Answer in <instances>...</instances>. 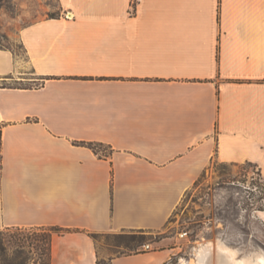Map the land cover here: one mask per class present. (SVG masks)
Segmentation results:
<instances>
[{
  "label": "crops",
  "instance_id": "1",
  "mask_svg": "<svg viewBox=\"0 0 264 264\" xmlns=\"http://www.w3.org/2000/svg\"><path fill=\"white\" fill-rule=\"evenodd\" d=\"M60 4L0 46V228L62 227L51 264H100L92 233L163 229L214 161L264 176V0Z\"/></svg>",
  "mask_w": 264,
  "mask_h": 264
},
{
  "label": "rangeland",
  "instance_id": "2",
  "mask_svg": "<svg viewBox=\"0 0 264 264\" xmlns=\"http://www.w3.org/2000/svg\"><path fill=\"white\" fill-rule=\"evenodd\" d=\"M63 12L60 0H0V46L19 50V33L26 25ZM104 149V147H101ZM264 176L253 163L214 161L161 230L147 232L152 249L174 248L166 264H189L203 244L219 243L236 250L248 263L264 258ZM9 246L0 247V264H49L52 227L0 228ZM182 233H185L183 236ZM132 230L95 236L100 260L130 252L124 244ZM124 241V242H123Z\"/></svg>",
  "mask_w": 264,
  "mask_h": 264
},
{
  "label": "bare ground",
  "instance_id": "3",
  "mask_svg": "<svg viewBox=\"0 0 264 264\" xmlns=\"http://www.w3.org/2000/svg\"><path fill=\"white\" fill-rule=\"evenodd\" d=\"M261 217L264 219V212ZM152 250V248L150 249ZM191 264H264V258L260 261L248 263L244 259H238L236 256V250H233L223 244L213 246L212 242L203 244L196 249L195 258L190 262ZM181 264H189L184 258Z\"/></svg>",
  "mask_w": 264,
  "mask_h": 264
},
{
  "label": "trees",
  "instance_id": "4",
  "mask_svg": "<svg viewBox=\"0 0 264 264\" xmlns=\"http://www.w3.org/2000/svg\"><path fill=\"white\" fill-rule=\"evenodd\" d=\"M93 148L97 150L96 145H93ZM12 228V227H7ZM53 231H52V237L50 236V240H51V259H52V239L54 234L58 233L61 234L63 233L66 229L62 228V227H57V226H53L52 227ZM133 234H131V236L129 237H125L127 239H125L123 242L126 246V248L128 250H131L130 252H124L122 254H132V253H139V252H145L146 250L143 249V245L145 244V238L147 235V232H149L150 230H146V229H133ZM3 231L0 230V247H4L7 249V247L9 248V246L5 243V241L2 238L3 235ZM94 238L96 236V234L92 233L91 234ZM121 255V254H119ZM100 264H107V261L105 260H99L98 261ZM51 264V262L49 263Z\"/></svg>",
  "mask_w": 264,
  "mask_h": 264
},
{
  "label": "built area",
  "instance_id": "5",
  "mask_svg": "<svg viewBox=\"0 0 264 264\" xmlns=\"http://www.w3.org/2000/svg\"><path fill=\"white\" fill-rule=\"evenodd\" d=\"M133 10H134V9H133ZM184 234H185V233H182L181 235L183 236ZM151 248H152V246H151V244H149V243L143 245V249H144V250H150Z\"/></svg>",
  "mask_w": 264,
  "mask_h": 264
}]
</instances>
